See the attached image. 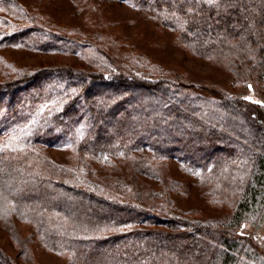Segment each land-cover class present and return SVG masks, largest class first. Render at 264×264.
Listing matches in <instances>:
<instances>
[{
	"label": "trees",
	"instance_id": "trees-1",
	"mask_svg": "<svg viewBox=\"0 0 264 264\" xmlns=\"http://www.w3.org/2000/svg\"><path fill=\"white\" fill-rule=\"evenodd\" d=\"M139 1H151L147 4L155 16L177 34L193 56L227 63V69L245 81H264V0ZM45 75L48 73L32 78L13 75L11 79L8 74L10 79L0 84L4 118L14 113V120H8L10 134L23 129L19 119L25 109L16 106L20 95L38 88ZM54 75L57 81L50 80L60 87L53 85L52 90L61 106L59 110L51 108L59 111L55 120L62 124L65 118L76 122L86 118L90 126L87 135L69 129L70 136H65L76 153L102 157L152 149L162 160L175 159L202 184L212 185L214 194L231 211L206 222L173 213L174 200L169 193L180 184L173 181L167 185L163 170L155 166L137 164L140 174L165 183L160 192L146 195L150 203L142 205L139 193L133 202L119 203L114 187L102 196L87 194L68 184L61 174L57 180L55 173L46 179L33 174L23 162L15 167L0 157V191H8L22 216L37 220L39 233L50 249L67 253V264L264 263L263 250L236 231L244 219L264 216V118L259 110L220 92L199 89L191 94L185 85L170 80L104 74L90 77L71 69ZM72 89L76 95H71ZM6 96H12L15 105L13 99L2 103ZM136 97L145 98V102H137ZM32 114L37 122H32L34 136L30 138L36 143L48 114L40 116L37 108ZM54 130L50 127L48 137L55 135ZM216 188L221 191L217 193ZM47 210L72 214L77 223L68 225L61 217L39 214ZM80 216L85 218V227L78 224ZM128 222L135 230L94 236L99 229ZM0 264L11 262L0 253Z\"/></svg>",
	"mask_w": 264,
	"mask_h": 264
},
{
	"label": "rangeland",
	"instance_id": "rangeland-1",
	"mask_svg": "<svg viewBox=\"0 0 264 264\" xmlns=\"http://www.w3.org/2000/svg\"><path fill=\"white\" fill-rule=\"evenodd\" d=\"M147 3L139 0H0V84L10 79L6 77L8 74L12 79L13 75L32 78L48 73L38 88L20 95L16 106L17 110L25 109L19 119L23 129L15 135L10 134L8 123L14 120V113L4 118L6 109L0 105V157L15 167L23 162L33 174L46 179L55 173L57 180L61 174L68 184L87 194L102 196L114 187L118 190L117 195L114 193L116 201L125 204L133 202L137 193L142 195V205L149 204L146 195L158 193L165 188V183L177 181L179 188L169 193L174 200L173 213L202 222L218 220L223 213L229 214L231 207L223 205L212 185L202 184L177 160H162L146 148L106 153L102 157L78 154L65 136H70L69 129L76 130L80 136L87 135L90 127L87 119L76 122L65 118L62 124L55 120L54 115L61 106L56 103L60 100L52 90L53 85L59 86L54 74L67 69L90 77L104 74L170 80L185 85L191 94L199 89L220 92L243 101L249 109L259 110L264 118V81H245L231 73L227 63L193 56ZM74 89L71 95L77 94ZM6 98L2 103L13 99ZM136 98L137 102H145L143 97ZM13 101L15 105L16 100ZM204 103L214 108L211 103ZM34 108L40 110L42 117L48 114L41 123L44 132L36 143L30 138L34 136L32 122L36 121L32 116ZM50 127L55 129L53 137H48ZM137 164L163 170L165 183L140 174ZM65 172L68 177L64 176ZM95 186L100 188L97 190ZM4 191H0V253L11 264H67L68 254L50 249L39 233L37 220L17 212L20 207ZM216 191L219 193L221 189ZM44 213L39 214L50 219L61 217L68 225L72 221L77 223L71 213L65 216L49 210ZM84 219L79 217L78 224L82 227L87 225ZM135 227L128 222L99 229L94 236H111ZM236 227L239 235L252 239L264 253V216L244 219ZM97 258L101 260L100 256Z\"/></svg>",
	"mask_w": 264,
	"mask_h": 264
},
{
	"label": "snow or ice",
	"instance_id": "snow-or-ice-1",
	"mask_svg": "<svg viewBox=\"0 0 264 264\" xmlns=\"http://www.w3.org/2000/svg\"><path fill=\"white\" fill-rule=\"evenodd\" d=\"M249 87H251V86H249ZM246 99H247V97H246ZM8 146H10V145H8Z\"/></svg>",
	"mask_w": 264,
	"mask_h": 264
}]
</instances>
